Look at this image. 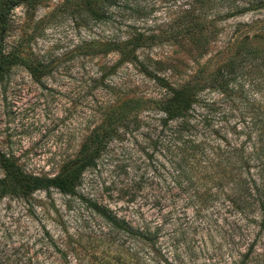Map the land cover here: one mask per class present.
I'll return each instance as SVG.
<instances>
[{
    "label": "rangeland",
    "instance_id": "rangeland-1",
    "mask_svg": "<svg viewBox=\"0 0 264 264\" xmlns=\"http://www.w3.org/2000/svg\"><path fill=\"white\" fill-rule=\"evenodd\" d=\"M191 2L112 0L108 7L103 6L104 13L99 18L81 8V0H35L16 7L11 12L5 52L17 48L22 57L37 58L46 66L47 73L36 81L25 68L17 66L0 83V154L28 174L51 177L102 121L105 103L113 100L110 93L118 92L125 97H160L161 91L139 71V65L123 63L121 54L113 47L85 49L84 44L115 43L141 34L143 43L136 48L137 55L141 59L150 57L165 61V65H174L172 71L163 70L161 74L177 85L194 75L203 62L227 58L229 53L225 47L232 41L238 25L244 27L253 20L264 21V9L223 18L216 27L217 34L209 51L197 57L198 53H187L186 47L176 44V34L166 32L178 22L185 4ZM260 80L264 78L254 76L250 82L255 85ZM246 88V100L243 103L237 100L239 103L229 115L232 122L229 127L233 129L221 136L231 144L253 146L257 134L240 132L252 128L257 109L264 107V93L247 84ZM214 97L217 98V94ZM225 109L221 107V111ZM151 114L146 108L139 110L143 123L150 121ZM242 124L244 131H241ZM120 134L125 133L121 130ZM246 135L250 142H245ZM220 142L212 138L205 152L210 155L216 153L217 148L224 149V143ZM111 149H116L118 155L123 153L119 157L124 164L128 154L133 155L132 159H139V144L127 139ZM165 158L159 157V160L162 162ZM136 165L141 170L145 167L144 163ZM112 166L111 162L102 161L97 174H86L78 192L104 203L129 220L140 211L152 225L162 224L161 237L153 249L156 254L148 264H239L246 254L244 264H263L264 239L257 233L253 219L229 208L223 199L225 196L217 195L218 198L209 200L198 212L195 206L199 203H185L181 192L168 184L167 169L153 164L158 175L150 179L160 184L153 189L143 185L138 198L129 202L114 190L110 191V186L118 189L129 180L119 172L113 173ZM3 176L0 166V180ZM206 188L214 192L212 187L206 185ZM87 219V211L78 195L70 198L55 189L37 190L25 197L2 195L0 263H58L57 256L53 257L51 252L58 248L70 250L74 234L83 238L99 234L102 228L91 233L80 223ZM92 222L96 224L95 229L102 224L97 218ZM46 246L51 247L47 252L43 251ZM81 261L82 257L77 259L78 263ZM86 261L84 258L85 264Z\"/></svg>",
    "mask_w": 264,
    "mask_h": 264
},
{
    "label": "trees",
    "instance_id": "trees-1",
    "mask_svg": "<svg viewBox=\"0 0 264 264\" xmlns=\"http://www.w3.org/2000/svg\"><path fill=\"white\" fill-rule=\"evenodd\" d=\"M34 1L0 0V83L17 66L25 68L36 81L47 73L46 66L37 58H24L17 48L5 52V40L11 30V12L21 4ZM111 1L81 0V8L99 18L104 13L103 6L108 7ZM185 5L178 22L166 32L176 34V44L186 47L187 53L195 52L197 57H202L216 37L219 21L262 10L264 0H192ZM141 38V34H135L115 43L91 42L84 44V48L113 47L121 54L123 63L139 65V71L161 91L159 98L110 93L113 100L105 103L102 121L92 129L78 151L62 162L59 172L51 177L28 174L0 154V166L4 171L0 180V197H25L37 190L49 189L70 195V198L78 195L88 214V219L80 223L91 233L102 228L92 238L74 234L70 250L58 248L52 251V256H57L59 262L49 264H85L84 258L87 264H148L153 260L156 254L153 249L161 237L162 224L152 225L140 211L129 220L117 215L104 203L78 192L86 174H97L102 161L113 164V173L128 177L129 180L121 183L120 188L109 187L121 199L133 202L143 185L146 189H153L160 184L158 180L153 182L150 179L158 175V169L152 166L155 164L162 170L167 169L168 184L181 192L185 203H199L195 206L196 211L200 212L209 200L218 198L217 195L225 196L223 199L229 208L253 219L257 233L264 239V107L262 110L256 108L258 115L249 131L246 129L245 132L242 124L241 131L244 132L240 134H257L253 146L231 144L222 137L233 129L229 127L232 123L229 115L237 103L246 100V84L264 93V80L255 85L250 82L254 76L264 78V21L253 20L244 27L238 25L233 31L232 41L225 47L229 53L227 58L216 59L213 63V59L203 62L194 75L177 85L161 74L163 70L172 71L174 65H165V61L150 57L141 59L137 55L136 48L143 43ZM216 94L217 98L214 97ZM223 106L226 109L221 111ZM145 108L152 114L150 121L143 123L139 110ZM121 130L125 134H120ZM214 137L225 147L217 148L216 153L209 155L205 151ZM124 139L138 143L140 148L139 159H132L133 155L128 154L125 164L119 157L123 153L118 155L116 149H111ZM246 141L250 142L247 135ZM159 157L166 158L161 162ZM137 162L144 163L143 170L136 165ZM149 169L154 176H148ZM94 218L101 221L102 226L97 225L95 229ZM49 248L46 246L43 251L47 252ZM81 257L83 262L78 263L77 259ZM261 258L264 264V250ZM243 259L239 264H244Z\"/></svg>",
    "mask_w": 264,
    "mask_h": 264
}]
</instances>
